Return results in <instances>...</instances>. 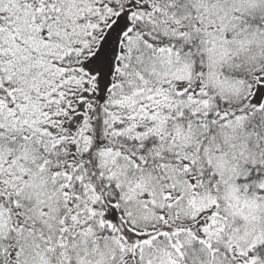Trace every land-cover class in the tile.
<instances>
[{"label":"snow or ice","instance_id":"1","mask_svg":"<svg viewBox=\"0 0 264 264\" xmlns=\"http://www.w3.org/2000/svg\"><path fill=\"white\" fill-rule=\"evenodd\" d=\"M0 264H264V0H0Z\"/></svg>","mask_w":264,"mask_h":264}]
</instances>
